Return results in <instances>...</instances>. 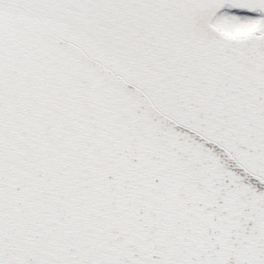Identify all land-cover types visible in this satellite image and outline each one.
<instances>
[{"label": "snow or ice", "instance_id": "snow-or-ice-1", "mask_svg": "<svg viewBox=\"0 0 264 264\" xmlns=\"http://www.w3.org/2000/svg\"><path fill=\"white\" fill-rule=\"evenodd\" d=\"M0 264H264V0H0Z\"/></svg>", "mask_w": 264, "mask_h": 264}]
</instances>
